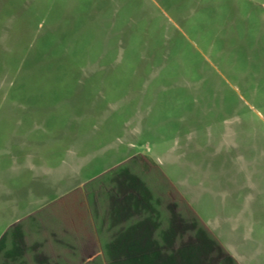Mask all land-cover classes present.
Segmentation results:
<instances>
[{
  "label": "rangeland",
  "instance_id": "obj_1",
  "mask_svg": "<svg viewBox=\"0 0 264 264\" xmlns=\"http://www.w3.org/2000/svg\"><path fill=\"white\" fill-rule=\"evenodd\" d=\"M31 123L50 141L54 177L73 169L85 181L60 194L53 211L59 232L86 242V261L110 263L91 253L84 191L110 186L120 195L131 174L168 193L169 182L170 195L197 215L211 208L198 185L211 177L201 174L243 169L262 189L250 225L263 238L264 0H0V203L9 216L49 169L25 172L4 150ZM141 206L132 211L144 232L136 241L151 239L154 263L173 262L187 220L166 208L167 242L158 240L156 211ZM199 234L201 264L223 262Z\"/></svg>",
  "mask_w": 264,
  "mask_h": 264
},
{
  "label": "crops",
  "instance_id": "obj_2",
  "mask_svg": "<svg viewBox=\"0 0 264 264\" xmlns=\"http://www.w3.org/2000/svg\"><path fill=\"white\" fill-rule=\"evenodd\" d=\"M26 126L28 127L27 124ZM35 126L37 127L38 125L36 123H31L30 128L33 129H30V131L24 129L20 132V135L9 137L7 140V142H9L8 146H4L6 148L4 150L11 160H16V162H18L17 164L21 166L20 168H23L25 172H35L34 175H36L37 172L38 174L42 172L40 170L42 166H46L47 164L49 168L47 172H44L43 175H41L42 177L36 181L37 184H39L38 189L36 185L34 188L30 189V193L24 197L22 203L23 208L18 209V205L14 206V208H16L14 216H9L4 203L5 201L3 204L0 203V257L2 254L4 262L8 258H11V256L13 257V255L27 254L32 257L31 264H40V244H38V242L42 241L40 233L44 226H40L43 224L42 219H45V224L49 228H55V230H57L58 215L53 211V205L58 201L60 194H65L68 191L74 190L77 184L80 185L85 182L82 180L78 182L75 181L76 172L73 169L72 171L64 169L59 178L57 177L58 174L56 178L54 177L55 174H52L51 167H53L52 164L56 160L52 159L54 153L48 150L49 147L46 144L50 141L46 140L47 138L41 134H35L33 132L37 131ZM50 159L53 162L50 161ZM219 171L220 172L210 171L201 174L207 179L211 177L210 182H204L202 177L198 184L200 185L199 189L201 191L209 194L211 208L207 211L206 207L203 206L201 210L199 209L196 211L197 217L201 224L207 229L212 239L218 244L221 254L220 257L223 261L220 262V264H262L264 260V237L262 238L258 235L254 236L253 224L250 225L252 222L251 219L253 217L255 218L256 213L260 210L262 189L259 183L250 182V179L245 177L249 173H246L243 169L226 168V170L223 169ZM220 175L225 176V178L219 177ZM85 192L87 191H84V193ZM111 205L114 208H119L120 206L117 203L110 204V206ZM89 206L92 216L91 238L97 240V243L90 247L96 249L92 251V253H103V239L106 237L105 229L99 226L100 219L98 221L96 220L92 203ZM257 206H259V208ZM100 213L103 212L100 210ZM28 218H33L37 221L32 224L23 225V221ZM39 218H41V224L38 221ZM96 222H98V224ZM18 227L21 228L18 230ZM260 230L261 227L257 231L262 233ZM62 231V235L65 237V243L68 244L74 236L70 235L67 229H63ZM21 232L26 234L25 242L23 246L19 248L20 251L17 252L15 251V247L18 244V233ZM120 237H133V230L131 229L127 235L121 234ZM19 240L23 242V235L20 236ZM50 240L53 247L56 239L52 236ZM25 243L30 245L29 249L25 247ZM4 250H6L5 254L3 253Z\"/></svg>",
  "mask_w": 264,
  "mask_h": 264
},
{
  "label": "flooded vegetation",
  "instance_id": "obj_3",
  "mask_svg": "<svg viewBox=\"0 0 264 264\" xmlns=\"http://www.w3.org/2000/svg\"><path fill=\"white\" fill-rule=\"evenodd\" d=\"M134 158L136 157L134 156L130 160H133ZM133 165L134 163L131 168L135 172V165ZM131 176L132 180L127 186L126 184H122L119 189L115 188L120 191V195H116L113 191L114 189L111 191L112 188L110 186L103 187L102 189L91 188L89 191L87 190V192L84 193L88 200L87 205L89 212L91 209L89 205L92 203L96 220L98 221L100 219L99 226L105 229L106 237L103 239L104 248L103 253L100 254L105 256L104 259L107 257V259L110 260L109 264H156V262L154 263V257L156 255H154L155 253L154 248L152 247L151 239L149 238V240H147L143 237L136 241V238L140 235H144V232L135 230L136 227H138L137 222L139 221L140 216L138 217L135 212L134 215H132V211L138 209L136 207L141 205L146 209L152 207L154 212L156 211V221H158V225L152 227H155L154 232L156 233V238L158 240L163 239L167 242L164 235L166 233L165 230H167L166 226L168 222L165 219L166 216H162V214L165 213L166 208L169 210L171 208L172 213L175 214L177 218H180L181 221L187 220V225H184L183 231L178 236L180 238H178V240L180 241L176 243L174 248H168L170 249L169 253L171 252L174 256L173 262H168V259H166L164 263L159 264H201L199 249L202 244L199 245V242L197 241L202 239L203 236H200L199 233H203L206 236L205 238L209 236L210 241L215 244L216 248L219 249L218 244L212 239L207 229L201 224L197 215L189 208L188 204L184 201L181 195V199L179 201L175 199V195H170L171 189L169 182L166 183L167 190H169L168 193L167 191L163 192L160 186L159 189H153L151 186L149 187V182H147L146 179H143L140 174H131ZM134 181L137 182V186L134 185ZM138 183H140L142 189L139 188ZM114 199L116 200L112 202ZM108 200L111 202H108ZM113 203H120L119 208H114L112 205L110 206V204ZM126 206L127 211L131 212L130 215H123L124 208ZM100 210L103 213H100ZM153 220L155 219H152V221ZM96 223L98 224V222ZM150 223L151 222L147 223L148 228L150 227ZM174 225L177 226V223L175 222ZM61 229L63 230L65 228L63 227ZM131 229L133 230V237H120L121 234H129ZM42 230L46 231L48 234L43 236ZM42 230L40 231L42 241L38 242V244H40V264H103L99 261L100 257L86 261L84 253L87 254V247H85L87 244L86 242H82V240L79 239L81 237L78 235L72 234L74 237L67 244L65 243V237H63L62 232H59V230L49 228L47 225H44ZM52 236L56 239L54 245L56 248L50 245L49 240ZM96 243L97 240H95V244ZM138 243H141V245ZM25 247L29 249L30 245L25 243ZM202 248L203 247H201V249ZM92 249L93 251L95 250V248ZM5 251L6 250L3 251L4 254ZM134 255L138 256L134 257ZM31 258L32 257L27 254L13 255V257L11 256V258H8L4 262V257H2L1 254L0 264H31ZM126 261L128 262L126 263Z\"/></svg>",
  "mask_w": 264,
  "mask_h": 264
}]
</instances>
